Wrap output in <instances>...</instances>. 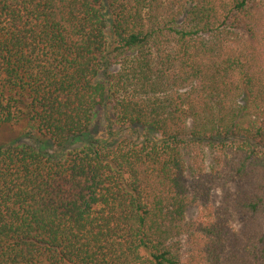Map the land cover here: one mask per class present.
<instances>
[{"label": "trees", "instance_id": "obj_1", "mask_svg": "<svg viewBox=\"0 0 264 264\" xmlns=\"http://www.w3.org/2000/svg\"><path fill=\"white\" fill-rule=\"evenodd\" d=\"M99 108L0 146V264H264V0H0V129Z\"/></svg>", "mask_w": 264, "mask_h": 264}, {"label": "rangeland", "instance_id": "obj_2", "mask_svg": "<svg viewBox=\"0 0 264 264\" xmlns=\"http://www.w3.org/2000/svg\"><path fill=\"white\" fill-rule=\"evenodd\" d=\"M94 127L95 128L93 129L92 136L89 135V137L74 141L71 145L69 144L61 150H57L52 144V142L49 140V138L43 137L37 133L29 134L28 131L24 130L23 126H17L13 128H2L0 129V146L4 144H8L10 142L18 141V142L33 144L50 154L61 156V154H64L69 150H73L78 146H80L81 144H83L85 142V139L92 138L99 142L115 145L117 142H119V140L123 136V134L121 133H116L115 135H112L108 132L106 114H105V110L102 108H99L98 110L97 123L95 124ZM154 136H158V134H155ZM44 147L48 148L49 150L44 149ZM213 158H214V154H212L211 151L207 150V157H206L207 165L210 166L214 163ZM230 187L234 190L236 185L233 183L230 185ZM222 199H223L222 189L215 188L212 191V195H211L212 205L215 207L219 206L222 203ZM200 211L201 208L199 206L197 205L192 206L187 212V217L190 220H196L200 214ZM234 225L238 229L241 227V222L239 218L236 217L234 219Z\"/></svg>", "mask_w": 264, "mask_h": 264}]
</instances>
